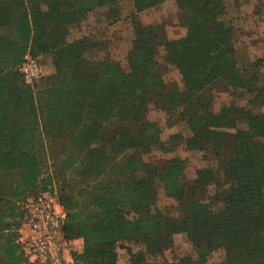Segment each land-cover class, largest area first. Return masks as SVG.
<instances>
[{"label":"trees","instance_id":"16d2710c","mask_svg":"<svg viewBox=\"0 0 264 264\" xmlns=\"http://www.w3.org/2000/svg\"><path fill=\"white\" fill-rule=\"evenodd\" d=\"M230 1L0 0V176L10 178L9 196L0 189V264H31L19 242L22 203L57 191L55 184L65 238L84 243L72 264H118V248L130 252L129 243L142 246L130 264H153L175 234L187 237L198 259L174 264H207L218 249L225 261L217 264H264V112L253 109L264 96V40L263 57L240 65ZM168 3L187 29L178 40L164 41L159 24L143 26L139 17ZM97 9L110 25L124 11L130 19L128 71L96 57L103 44L95 37L67 40ZM159 45L181 86L163 79ZM27 54L53 56L55 72L40 90L19 71ZM219 84L244 92L246 103L215 111ZM151 106L177 113L191 133L186 150L216 166L200 167L185 186V159L148 161L152 150L166 151L161 126L147 117ZM157 182L180 217L158 209Z\"/></svg>","mask_w":264,"mask_h":264},{"label":"rangeland","instance_id":"374dc122","mask_svg":"<svg viewBox=\"0 0 264 264\" xmlns=\"http://www.w3.org/2000/svg\"><path fill=\"white\" fill-rule=\"evenodd\" d=\"M124 17L126 13L124 11ZM141 24L143 26L159 24L164 36V41L178 40L184 37L187 29L181 21L175 4L168 3L164 7L148 9L139 13ZM122 20L118 24L110 25L106 20L103 9L90 10L85 13L79 25L73 27L68 33L67 40L72 41L84 36L91 35L95 40L103 45L101 49L95 51L98 59L118 63L124 71H128V53L132 46L134 38V28L130 19ZM226 19L233 29L234 45L240 65L254 63L263 57L264 40V0H232L227 4ZM158 54L162 66L161 75L168 86L178 84L181 86V77L179 72L169 65V58L165 47L159 45ZM41 62L45 76L42 81L35 85L36 90L44 88L47 79L54 74L50 73L51 63L44 57H36ZM53 67V65H52ZM259 76L264 81V64L259 69ZM246 94L225 84H219L214 88L213 99L215 111H218L223 104H245ZM256 113L264 112V96L254 106ZM41 116V114H40ZM147 117L158 123L162 128L161 141L166 146V151L152 150L147 155V160L152 163L164 164L173 157L185 159V169L181 182L188 186L196 178V172L200 167L213 166L214 162L205 160L203 152L186 150L184 140L190 136L189 127L183 122L177 113H170L165 110L151 106ZM43 121V118H41ZM180 137L179 139L174 138ZM10 178L0 176V189L6 195ZM157 202L158 209L162 210L166 217L178 218L180 212L175 200L165 195L162 186L157 182ZM54 188L59 191L61 186L55 184ZM212 192V188L210 189ZM9 195H6L8 197ZM126 248H118V264H130V254L136 253L142 246L139 244H125ZM190 256L195 262L198 259L196 247H194L184 234H175L169 243L168 248L157 257L150 258L153 264H174L179 259ZM225 261V252L223 249L216 250L210 257L207 264H217Z\"/></svg>","mask_w":264,"mask_h":264},{"label":"built area","instance_id":"2783aa9c","mask_svg":"<svg viewBox=\"0 0 264 264\" xmlns=\"http://www.w3.org/2000/svg\"><path fill=\"white\" fill-rule=\"evenodd\" d=\"M27 84L35 86L45 76L38 58L27 54L19 67ZM25 211L19 242L31 264H72L66 258L69 243L64 235L67 212L57 191L31 195L22 203Z\"/></svg>","mask_w":264,"mask_h":264},{"label":"crops","instance_id":"0c3cea01","mask_svg":"<svg viewBox=\"0 0 264 264\" xmlns=\"http://www.w3.org/2000/svg\"><path fill=\"white\" fill-rule=\"evenodd\" d=\"M44 57L48 62L51 63V67L49 69V72L52 73L55 69H54V65H53V56L52 55H46V56H42ZM53 65V67H52ZM83 248H84V243H83V239H75V240H72L70 243H69V253L66 254V258L67 260L69 261V263H72L73 262V259H72V252L74 251H77V252H82L83 251Z\"/></svg>","mask_w":264,"mask_h":264}]
</instances>
